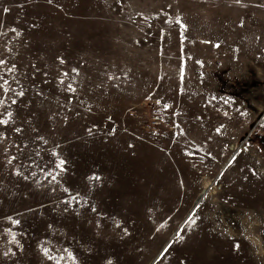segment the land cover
<instances>
[{
	"label": "rangeland",
	"instance_id": "1",
	"mask_svg": "<svg viewBox=\"0 0 264 264\" xmlns=\"http://www.w3.org/2000/svg\"><path fill=\"white\" fill-rule=\"evenodd\" d=\"M0 61V264H264V0H0Z\"/></svg>",
	"mask_w": 264,
	"mask_h": 264
},
{
	"label": "built area",
	"instance_id": "2",
	"mask_svg": "<svg viewBox=\"0 0 264 264\" xmlns=\"http://www.w3.org/2000/svg\"><path fill=\"white\" fill-rule=\"evenodd\" d=\"M167 107L162 102H152L144 109L146 126L150 129H160L163 126L173 128L167 123Z\"/></svg>",
	"mask_w": 264,
	"mask_h": 264
},
{
	"label": "bare ground",
	"instance_id": "3",
	"mask_svg": "<svg viewBox=\"0 0 264 264\" xmlns=\"http://www.w3.org/2000/svg\"><path fill=\"white\" fill-rule=\"evenodd\" d=\"M252 239H253V241L256 242L258 245H260L261 241H260L259 238H257V237H255V238L252 237Z\"/></svg>",
	"mask_w": 264,
	"mask_h": 264
},
{
	"label": "snow or ice",
	"instance_id": "4",
	"mask_svg": "<svg viewBox=\"0 0 264 264\" xmlns=\"http://www.w3.org/2000/svg\"><path fill=\"white\" fill-rule=\"evenodd\" d=\"M0 63H2V61H0Z\"/></svg>",
	"mask_w": 264,
	"mask_h": 264
}]
</instances>
